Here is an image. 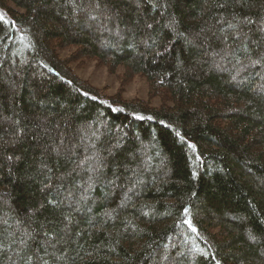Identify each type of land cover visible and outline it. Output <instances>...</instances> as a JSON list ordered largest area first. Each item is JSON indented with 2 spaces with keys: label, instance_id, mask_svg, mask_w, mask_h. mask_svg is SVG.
<instances>
[{
  "label": "trees",
  "instance_id": "1",
  "mask_svg": "<svg viewBox=\"0 0 264 264\" xmlns=\"http://www.w3.org/2000/svg\"><path fill=\"white\" fill-rule=\"evenodd\" d=\"M0 264H264V0H0Z\"/></svg>",
  "mask_w": 264,
  "mask_h": 264
},
{
  "label": "rangeland",
  "instance_id": "2",
  "mask_svg": "<svg viewBox=\"0 0 264 264\" xmlns=\"http://www.w3.org/2000/svg\"><path fill=\"white\" fill-rule=\"evenodd\" d=\"M73 48L58 49V52L61 57H65ZM70 65L79 77L86 79L94 86L104 88L107 94H114L118 90H122V96L126 99H149L153 106H158L161 103L158 96L149 98L147 82L140 75H136L127 83L122 84L119 79V75L123 71L122 66H119L114 73H111L104 66H98L91 59H84L82 63L73 61Z\"/></svg>",
  "mask_w": 264,
  "mask_h": 264
},
{
  "label": "snow or ice",
  "instance_id": "3",
  "mask_svg": "<svg viewBox=\"0 0 264 264\" xmlns=\"http://www.w3.org/2000/svg\"><path fill=\"white\" fill-rule=\"evenodd\" d=\"M149 27H151V25H149ZM189 147H193L192 145H189ZM185 211L187 212V209H185ZM187 222V221H186ZM193 230H195V229H193Z\"/></svg>",
  "mask_w": 264,
  "mask_h": 264
}]
</instances>
